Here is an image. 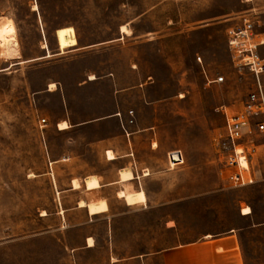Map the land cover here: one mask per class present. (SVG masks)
I'll return each instance as SVG.
<instances>
[{
    "label": "rangeland",
    "instance_id": "1",
    "mask_svg": "<svg viewBox=\"0 0 264 264\" xmlns=\"http://www.w3.org/2000/svg\"><path fill=\"white\" fill-rule=\"evenodd\" d=\"M245 16L264 33V0H0V264H110L108 220L75 205L106 197L86 188L90 175L110 169L94 144L124 132L118 121L87 124L117 111L133 112L154 175L143 184L151 210L115 203L117 250L130 257L229 228L239 230L246 264H264V134L248 187L226 180L216 148L225 113L239 111L254 88L227 47V29ZM62 120L85 125L60 134ZM46 132L51 159L74 151L53 171ZM173 150L185 162L167 171ZM84 177L86 189L77 180L80 190L70 191Z\"/></svg>",
    "mask_w": 264,
    "mask_h": 264
},
{
    "label": "crops",
    "instance_id": "2",
    "mask_svg": "<svg viewBox=\"0 0 264 264\" xmlns=\"http://www.w3.org/2000/svg\"><path fill=\"white\" fill-rule=\"evenodd\" d=\"M95 81L96 80L90 82L93 83ZM55 92H49V93H55ZM59 105L61 111L65 107L68 110L66 99H64L63 101L61 100ZM129 119H131L129 116L123 115L122 112L117 111L109 115L108 117L97 119L87 124V125L93 124L94 126H96V125H101L103 123H115L118 121L120 122L123 129L122 131L124 132L122 133L121 131H117L113 134L111 133L105 139H100L98 142L94 144V148L96 152L100 156H102L105 165L110 169L104 174L90 175L96 177L100 184V187L98 188L99 190L94 189V190H90V192L102 191L106 196L104 200H100V201H105L107 203L108 206L107 211L91 217H98L102 215L105 216V218L108 220L107 247H108V251L110 252L109 263L125 264L127 262H131L133 264H153L154 262H156L160 264H246L243 247L239 238V233H238L239 230L229 229V228L225 229L224 233H207L196 241L175 245L166 249H162L160 251L157 249V244L155 243L154 250L133 252L131 253L130 257H127L128 255L122 254L121 251L119 252V250H117L114 244L115 241L114 236L118 230V226L116 224V218L118 215L115 210V205H116L115 203H119L120 200H123L118 197V192L121 191L122 189H126L127 187L134 191L144 190L146 195V203L136 204L135 206L134 205L129 206L123 200L124 204L126 205L125 207L127 209L139 208L138 210L142 211L148 208L151 210L154 207L153 204H149V202H151V199H153L152 197L153 193L150 190H148V188L143 187V184L147 180L153 179L154 175L151 174L150 172L149 164L147 162H144L140 157V152L143 147L150 149L148 143L149 140L147 141V145L145 143H141L138 132L134 130L130 124H128ZM63 121L65 122L67 120H62L61 123ZM67 122L71 125V128L63 131L59 130L58 128L59 130V131L57 130L58 133L60 134L68 133L75 128H79L85 125L84 123L71 124L69 121ZM59 123L57 124L59 125ZM46 137H47L46 152L49 157L48 164L52 171L54 165H57L61 162H68L73 160L74 151L72 149L70 150L68 157H64L62 159H55L53 157V159H51L50 154L52 156L55 154V151L52 149L53 143L51 141V133L46 132ZM156 148H154L153 146V148L151 149L154 150ZM108 151L114 154L115 156L114 160L108 159L107 156ZM169 152H167V154ZM165 164L167 171L174 170L168 168L169 166L167 162V155H166ZM128 168H130V170L133 171L135 179L129 182L127 185H125L122 184L120 181L121 180L120 171ZM147 172L149 173L148 175H146ZM90 176H86V177H90ZM86 177L82 179H72L70 191L72 192L78 191V190H74L72 187L73 180H78L81 182L80 189H82V187L85 188L83 180ZM111 193L113 195H111ZM80 201H85L86 203H90L92 201H88L87 198L83 200H76L75 208L80 210L86 209L87 213L89 214L87 208L79 207ZM243 216H247V215H243ZM171 223H173V226L169 225ZM175 227H177L175 221L166 222V228L173 229ZM93 247H88V241H87L86 250H90Z\"/></svg>",
    "mask_w": 264,
    "mask_h": 264
},
{
    "label": "built area",
    "instance_id": "3",
    "mask_svg": "<svg viewBox=\"0 0 264 264\" xmlns=\"http://www.w3.org/2000/svg\"><path fill=\"white\" fill-rule=\"evenodd\" d=\"M226 38L234 67L246 70L254 79V88L242 108L232 114L225 113L224 134L216 142L226 180L235 188H243L256 182L251 158L256 137L264 134V33L258 32L254 22L245 16L241 18L240 24L227 29ZM223 81L224 77L214 80L215 83ZM129 116L131 119L128 124H134L132 111ZM46 124V119L39 122L41 129ZM167 162L171 170L182 166L185 162L183 152L170 151L167 154Z\"/></svg>",
    "mask_w": 264,
    "mask_h": 264
},
{
    "label": "bare ground",
    "instance_id": "4",
    "mask_svg": "<svg viewBox=\"0 0 264 264\" xmlns=\"http://www.w3.org/2000/svg\"><path fill=\"white\" fill-rule=\"evenodd\" d=\"M92 77V76H91ZM93 79V78H92ZM51 89L55 88V85L52 84L50 86ZM59 130H66L69 129L70 126L66 122H62L58 125ZM108 159L109 160H114L115 156L112 152L108 151ZM121 179H122V184L127 185L129 182L134 180V174L133 171L130 170V168L122 170L121 171ZM72 185L74 189H79L80 188V183L77 180L72 181ZM100 187V184L97 180L96 177H90L86 179V188L88 191L98 189ZM99 190V189H98ZM93 195V194H92ZM119 198L124 199V201L127 203L129 206H135L136 204H144L146 203V195L144 190H139V191H134L130 190L128 187L126 189H123L122 191L119 192ZM92 199V198H91ZM92 201V200H91ZM81 207L88 208L90 215H97L101 214L107 211L108 206L105 201H98V202H90L86 203L85 201L80 202ZM79 203V204H80ZM250 211H247L245 214H249ZM89 245H92V240L89 239Z\"/></svg>",
    "mask_w": 264,
    "mask_h": 264
}]
</instances>
